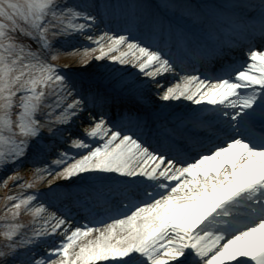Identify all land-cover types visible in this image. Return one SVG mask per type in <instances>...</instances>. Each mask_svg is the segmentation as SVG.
<instances>
[{
    "label": "snow or ice",
    "instance_id": "obj_1",
    "mask_svg": "<svg viewBox=\"0 0 264 264\" xmlns=\"http://www.w3.org/2000/svg\"><path fill=\"white\" fill-rule=\"evenodd\" d=\"M0 185V264H264V0H0Z\"/></svg>",
    "mask_w": 264,
    "mask_h": 264
},
{
    "label": "rangeland",
    "instance_id": "obj_2",
    "mask_svg": "<svg viewBox=\"0 0 264 264\" xmlns=\"http://www.w3.org/2000/svg\"><path fill=\"white\" fill-rule=\"evenodd\" d=\"M87 43V41H85ZM35 47V46H34ZM125 48H122L121 51H124ZM99 54V53H97ZM112 55H119V53H112ZM68 54H62L60 56V58L55 62L59 65H61L62 67H70V66H75V64L77 63V61L79 60V57H75L73 59H69L68 58ZM236 59V60H240L242 58H246V54L245 52L243 51H240V50H237L233 53H230L228 56L225 57L226 60L228 59ZM196 74H199V73H196ZM180 82V81H178ZM21 170H26L27 173H28V180H31L32 179V171L30 168H28V166H25L24 168H22ZM47 185L45 183H39L36 185V188L38 189H43L45 188ZM2 185H0V215H3L4 211H5V204H6V196L8 195H12V194H15V193H18L20 192L21 190L20 189H13L11 190L7 195L4 194L3 192V189H2ZM36 189H30V190H24L25 192L27 191H34ZM9 205L11 202H7ZM32 220H33V217L30 215V214H26V213H23L21 214V216L19 217V222L28 226V227H31L32 226ZM2 223V222H0ZM91 238V237H90Z\"/></svg>",
    "mask_w": 264,
    "mask_h": 264
},
{
    "label": "bare ground",
    "instance_id": "obj_3",
    "mask_svg": "<svg viewBox=\"0 0 264 264\" xmlns=\"http://www.w3.org/2000/svg\"><path fill=\"white\" fill-rule=\"evenodd\" d=\"M126 50V49H125ZM68 58L69 59H73V58H77V57H79V56H75V55H70V54H68ZM177 83H181L182 84V81H180V82H178V81H176ZM169 84H170V86H175V84L174 83H172L171 82V79L169 78ZM175 104H177V105H179L181 102L180 101H175L174 102ZM191 102H189V101H183V104L185 105V106H187V105H189ZM192 107H198L197 105H192ZM20 174L26 179V180H28V173H27V171L26 170H21V172H20ZM2 189H3V192H4V194L5 195H7L11 190H13V189H11V186H10V188L9 189H6V188H4V187H2Z\"/></svg>",
    "mask_w": 264,
    "mask_h": 264
}]
</instances>
